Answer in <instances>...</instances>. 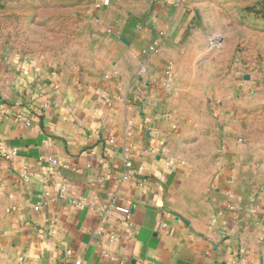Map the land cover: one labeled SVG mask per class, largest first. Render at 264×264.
<instances>
[{"label": "crops", "instance_id": "0c3cea01", "mask_svg": "<svg viewBox=\"0 0 264 264\" xmlns=\"http://www.w3.org/2000/svg\"><path fill=\"white\" fill-rule=\"evenodd\" d=\"M75 2L83 47L0 60V264H264V75L230 64L264 47L229 32L264 0Z\"/></svg>", "mask_w": 264, "mask_h": 264}, {"label": "rangeland", "instance_id": "374dc122", "mask_svg": "<svg viewBox=\"0 0 264 264\" xmlns=\"http://www.w3.org/2000/svg\"><path fill=\"white\" fill-rule=\"evenodd\" d=\"M81 16L82 6L75 0H0V60L4 57L55 60L60 55L73 54L85 42ZM259 25L258 28H264ZM262 28L261 34L250 36L252 28L236 20L229 32L239 44L252 39L264 47ZM230 64L244 65L245 71L264 75V63ZM241 109L240 121L246 136L264 138V101L248 99L241 103Z\"/></svg>", "mask_w": 264, "mask_h": 264}, {"label": "built area", "instance_id": "2783aa9c", "mask_svg": "<svg viewBox=\"0 0 264 264\" xmlns=\"http://www.w3.org/2000/svg\"><path fill=\"white\" fill-rule=\"evenodd\" d=\"M165 36V32L164 31H159V40H162ZM220 40L219 38L213 39L211 40V43L213 46H219L220 45ZM158 47V43H154L152 45H149L147 48L143 49V53L148 54V53H153L157 50ZM163 86L165 88H168L170 86V78L167 76V78L165 79V81L163 82ZM110 141H112L110 139ZM15 154V148H10L8 150L5 149H1L0 150V155L4 158H9L11 156H13ZM171 162V161H169ZM125 165L129 166V163L126 162ZM252 204L253 206L257 209L259 208H263L264 207V185H260L259 188L257 189V191L255 192V194L252 197ZM229 209H233L234 207L232 205H228ZM119 209L121 210H126L125 208H121L119 207ZM76 264H80V261H76Z\"/></svg>", "mask_w": 264, "mask_h": 264}, {"label": "trees", "instance_id": "16d2710c", "mask_svg": "<svg viewBox=\"0 0 264 264\" xmlns=\"http://www.w3.org/2000/svg\"><path fill=\"white\" fill-rule=\"evenodd\" d=\"M263 13H264V11H263ZM264 16V15H263Z\"/></svg>", "mask_w": 264, "mask_h": 264}, {"label": "water", "instance_id": "95a60500", "mask_svg": "<svg viewBox=\"0 0 264 264\" xmlns=\"http://www.w3.org/2000/svg\"><path fill=\"white\" fill-rule=\"evenodd\" d=\"M245 78H247V76Z\"/></svg>", "mask_w": 264, "mask_h": 264}]
</instances>
